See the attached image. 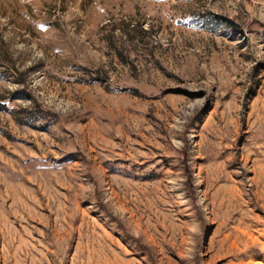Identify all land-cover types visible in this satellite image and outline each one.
Segmentation results:
<instances>
[{
  "label": "rangeland",
  "instance_id": "rangeland-1",
  "mask_svg": "<svg viewBox=\"0 0 264 264\" xmlns=\"http://www.w3.org/2000/svg\"><path fill=\"white\" fill-rule=\"evenodd\" d=\"M0 98V264H264V0H0Z\"/></svg>",
  "mask_w": 264,
  "mask_h": 264
},
{
  "label": "trees",
  "instance_id": "trees-1",
  "mask_svg": "<svg viewBox=\"0 0 264 264\" xmlns=\"http://www.w3.org/2000/svg\"><path fill=\"white\" fill-rule=\"evenodd\" d=\"M133 92H136V91H133ZM0 110H5V111L7 110L4 103H0ZM27 116H28L29 119H33V120L35 118H38L39 117L38 115H36V113H27Z\"/></svg>",
  "mask_w": 264,
  "mask_h": 264
}]
</instances>
